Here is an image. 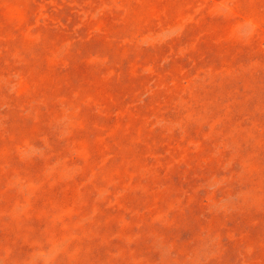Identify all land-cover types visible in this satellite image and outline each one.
<instances>
[{"label":"rangeland","instance_id":"rangeland-1","mask_svg":"<svg viewBox=\"0 0 264 264\" xmlns=\"http://www.w3.org/2000/svg\"><path fill=\"white\" fill-rule=\"evenodd\" d=\"M0 264H264V0H0Z\"/></svg>","mask_w":264,"mask_h":264}]
</instances>
